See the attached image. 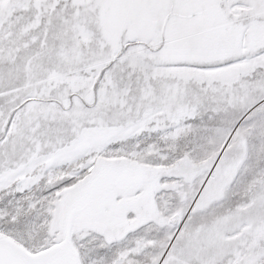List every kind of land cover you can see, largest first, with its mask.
Segmentation results:
<instances>
[{
	"label": "snow or ice",
	"instance_id": "1",
	"mask_svg": "<svg viewBox=\"0 0 264 264\" xmlns=\"http://www.w3.org/2000/svg\"><path fill=\"white\" fill-rule=\"evenodd\" d=\"M0 264H264V0H0Z\"/></svg>",
	"mask_w": 264,
	"mask_h": 264
}]
</instances>
